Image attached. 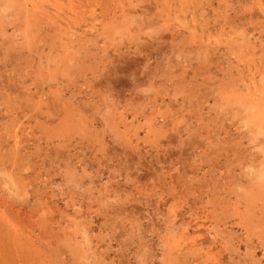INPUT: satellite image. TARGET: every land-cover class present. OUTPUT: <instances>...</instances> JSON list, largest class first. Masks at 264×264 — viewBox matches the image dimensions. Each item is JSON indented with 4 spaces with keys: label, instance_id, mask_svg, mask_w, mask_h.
Instances as JSON below:
<instances>
[{
    "label": "rangeland",
    "instance_id": "374dc122",
    "mask_svg": "<svg viewBox=\"0 0 264 264\" xmlns=\"http://www.w3.org/2000/svg\"><path fill=\"white\" fill-rule=\"evenodd\" d=\"M0 264H264V0H0Z\"/></svg>",
    "mask_w": 264,
    "mask_h": 264
}]
</instances>
